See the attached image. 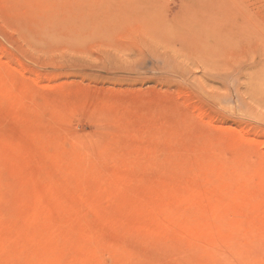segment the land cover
<instances>
[{"label":"rangeland","instance_id":"obj_1","mask_svg":"<svg viewBox=\"0 0 264 264\" xmlns=\"http://www.w3.org/2000/svg\"><path fill=\"white\" fill-rule=\"evenodd\" d=\"M0 264H264V0H0Z\"/></svg>","mask_w":264,"mask_h":264},{"label":"bare ground","instance_id":"obj_2","mask_svg":"<svg viewBox=\"0 0 264 264\" xmlns=\"http://www.w3.org/2000/svg\"><path fill=\"white\" fill-rule=\"evenodd\" d=\"M145 2H147V1H145ZM135 3H136V2H135ZM148 3H149V2H148ZM139 4H140V3H139ZM134 5H135V4H134ZM121 7H122V6H121ZM123 7H124V6H123ZM125 7H126V4H125ZM147 9H148V7H147ZM120 10H121V9H120ZM125 10H126V9H125ZM137 10H138V12H139V9H137ZM143 10H145V9L143 8ZM157 10H158V9H157ZM146 11H147V10H146ZM146 11H144V12H145V15H146V14L148 15L150 12H149V13H146ZM152 11H154V10H152ZM118 12H119V11H118ZM118 12H117V14H118ZM136 12H137V11H136ZM144 12H143V13H144ZM119 13H120V12H119ZM122 13H123V11H122ZM153 13H154V12H153ZM155 13H157L156 10H155ZM123 14H124V13H123ZM137 15H138V17H140V15H139L138 13H137ZM137 15H136V16H137ZM147 15H146V16H147ZM150 15H151V13H150ZM119 16H121V15H119ZM124 16H125V14H124ZM127 16H128V15H127ZM141 16H142V15H141ZM117 17H118V16H117ZM125 17H126V16H125ZM134 18H135V17H134ZM134 18H133V19H134ZM142 18H143V16H142ZM145 18H146V17H145ZM145 18H143V19H145ZM125 19H126V18H125ZM127 19H128V18H127ZM139 19H140V18H139ZM120 20H121V18H120ZM128 20H129V19H128ZM118 21H119V20H118ZM122 21H123V20H122ZM137 21H138V20H137ZM153 21H154V20H153ZM132 23H133V22H132ZM159 23H161V21H160ZM119 24H120V23H119ZM151 24H152V23H151ZM156 25H157V23H156ZM119 26H120V25H119ZM122 26H123V25H122ZM141 29H142V28H141ZM141 29H140V30H141ZM45 32H46V31H45ZM45 34H46V33H45Z\"/></svg>","mask_w":264,"mask_h":264}]
</instances>
